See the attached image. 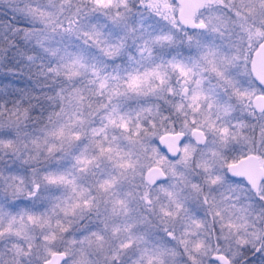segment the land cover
Wrapping results in <instances>:
<instances>
[{"label": "clouds", "instance_id": "obj_1", "mask_svg": "<svg viewBox=\"0 0 264 264\" xmlns=\"http://www.w3.org/2000/svg\"><path fill=\"white\" fill-rule=\"evenodd\" d=\"M87 2L90 4L91 0ZM132 2L129 0L131 8ZM213 2L221 10L227 9L224 15L230 21L232 39H239L243 46L251 32L258 43H264V0ZM61 3L64 9L60 8ZM66 9L67 0H59L54 12L32 8L13 26L12 38L0 41V51L4 53L0 71L28 73L46 83L43 93H33L35 99L41 100L39 104H26L27 94L8 107L0 104V111L13 117L18 114L20 121V131H13L17 143L0 152L31 164L22 194L6 184L0 189L5 204L28 202L27 207L22 205L11 213L12 217L0 227V241L5 242L0 250V264H36L37 260L38 264H47L53 250L64 253L59 257L61 264H82L81 248L87 253V264H224L218 259L220 256L229 264H245L243 249L248 246L254 249L250 255L255 251L264 255L258 242L264 237V190L254 186L261 180L257 184L234 175L229 168L233 160L249 156L264 159V110L250 102L259 96V102L264 103V81L243 71L230 50L224 51L217 62L221 74L208 65L206 75L190 71L181 76L171 67V57L165 63L146 64L139 69L141 75L159 70L161 76H152L142 94L123 97L125 103L134 102L138 110L151 107V117L162 96L169 110L155 115L157 120L195 121L203 128V137L191 138L182 151L160 159L153 157L151 166L159 171L152 179L147 178L148 168L137 163L134 155L124 156L121 164L127 161V167H118L114 176L99 179L91 186L88 177L96 157L82 167L77 156L70 170L55 171L52 162L60 159L62 146L68 140L75 145L86 141L87 147L92 138L106 130L129 137L124 129L114 128L109 118L117 100L113 89L137 74L129 71L119 79L109 76L79 50L55 43V36L76 35L72 30L75 17H69ZM53 17L62 25L54 23ZM200 23L205 27H194L190 34L216 32L211 22L201 19L197 24ZM9 59L19 69L2 67ZM76 70L77 74L72 75ZM201 76L216 81L229 108L217 111L203 92L204 99L198 101L200 107L193 104L192 97L201 93ZM105 77H109L108 86L102 89L100 84ZM209 110L215 112L212 119H208ZM93 118L100 123L89 127L95 122ZM60 130L63 136L53 134ZM132 136L138 137L139 142L151 137L152 120L146 119L139 128L134 124ZM53 175L63 176L64 180L53 182ZM16 181L20 182L18 178ZM106 181L111 185L107 186ZM80 192L84 193L83 198L77 195ZM72 205L76 206L74 210H61L62 206ZM41 213L52 216L50 225L29 219V214ZM10 221L14 227H10ZM145 249H163L167 254L163 259L148 257ZM17 250H22L18 257Z\"/></svg>", "mask_w": 264, "mask_h": 264}, {"label": "rangeland", "instance_id": "obj_2", "mask_svg": "<svg viewBox=\"0 0 264 264\" xmlns=\"http://www.w3.org/2000/svg\"><path fill=\"white\" fill-rule=\"evenodd\" d=\"M0 2L4 4L3 7L7 9V11L11 10L14 13L27 16L30 14L32 8H41L54 12L59 0H0ZM154 2L157 5L156 7L149 6V0H133L132 11L127 13L126 22L113 23L95 13L86 15L84 11L76 16V19L84 26H102L105 36L111 41V45L116 46L115 48L111 45L106 46L105 52H101L95 44H85L77 35L55 36L53 37V40L61 46H67L74 50H79L85 56H87V54L92 56L97 55L98 60L100 59V61H103L104 59H109L110 57L122 54L125 49H128L133 45H139L142 41H147V37L149 35L152 36V33L155 31L157 24L155 19L158 20L159 18L172 30V34L176 41L184 44L186 50H191L190 54L194 56L193 59H190L191 61L197 59L198 61L203 62L207 67L208 65L201 58L204 53H216L215 60L218 62L224 51L230 50L240 61L242 70L248 72L249 57L258 38L249 32L248 37L246 38V43L243 46L239 39H232L229 35L230 21H228V18L224 15V12H227V9L221 10L220 5L214 3L213 0H207V2L197 10L195 18L197 22L201 19L211 22L216 28V32L209 34L192 32L190 34V32H183L177 24L174 16L177 9L175 3L171 0H154ZM232 2L237 3L238 0H232ZM223 3L228 4V0H223ZM134 6L137 10H135ZM229 7H231V5H229ZM141 10H145L148 16H150L144 22H142V18L140 20L136 18V15ZM65 11L68 13V9ZM228 16H231L230 12L228 13ZM150 24H152L153 28L149 27ZM147 28L149 31H147ZM129 29L132 30L130 31ZM221 33H223V35H221ZM189 37H191V39H189ZM159 44L160 43L155 45L159 46ZM225 59H227V57H225ZM191 71H195V68L194 70L191 68ZM201 90L206 97L212 100L217 111L223 108L220 100L216 97L213 91L206 87ZM207 115H210V119H212L215 116V112L209 110ZM93 120L95 121V118H93ZM174 120L180 124L181 130L186 132L192 127H197L203 131L202 127L193 124V122L187 120L181 121L178 119ZM91 124L93 123H90L88 126L90 127ZM163 128L164 126L160 127V131H158V129L156 132H152L151 137H146L137 144L130 142L129 138L124 135H118L114 140H104L100 143H97L92 138V142L88 143L87 147H85L86 141L81 142L79 145H75L68 140L62 146L63 154L60 159L55 160L52 163L56 172H63L71 169L77 156L80 158L82 167L88 165L93 160V157H96L95 163L92 164L88 177V184L91 186L99 179L114 176L116 174V169L120 167L123 161L122 157L126 153L131 152L135 156L137 163L143 167L150 166L153 157L159 159L157 150L151 145V143H153V141L156 142L161 133L168 132ZM0 131H11L13 133V131L16 130L15 126L12 128L8 127L7 118L5 117L3 121H0ZM140 144H144L145 148H141ZM97 153L99 154L98 156ZM5 161H7V163H5ZM29 167H31L30 163H21L19 159H14L11 156L5 157L4 153L0 152V173H3L5 177L10 178L11 176H16L18 180L22 179L24 185H26L29 181ZM15 183H17V181H15ZM4 186L5 180L0 179V189L4 188ZM35 204L36 202H33V205ZM10 207L11 204H5L4 199L0 198V211L11 213ZM35 239L38 244V236L35 237ZM253 251L254 249L250 246L243 249L244 256L247 257L245 264H264V255H261L260 251H255L254 255H250ZM256 259H259L260 261L258 262ZM37 263L38 260L36 261V264Z\"/></svg>", "mask_w": 264, "mask_h": 264}, {"label": "snow or ice", "instance_id": "obj_3", "mask_svg": "<svg viewBox=\"0 0 264 264\" xmlns=\"http://www.w3.org/2000/svg\"><path fill=\"white\" fill-rule=\"evenodd\" d=\"M149 6L151 7H156L157 5L155 4L154 0H149ZM262 9H264V5L261 6ZM60 8L64 9L65 5L63 3L60 4ZM67 9H68V15L69 17H75V26L73 27V31L76 33L78 38H80L85 44H95L97 45L98 49L101 52H105V47L108 45H111V41L107 36H105L103 32V28L98 27L96 25H88L84 26L80 24V22L76 19V16L79 15L80 12L84 11L86 15L88 14H98L100 16H103L105 19H108L109 21L113 23H118V22H126L127 20V13L132 11V8L129 5V0H91V3L89 4L87 0H80L79 4H76L73 2V0H67ZM85 9H87L85 11ZM53 22L54 23H59L62 25V21L59 19L53 17ZM195 27L198 28H203L205 27L204 23H200L195 25ZM130 31L132 29H129ZM53 31H56L55 27L53 28ZM191 39V37H189ZM171 37L167 35H159L154 37V42L159 43V42H170ZM112 47H116L115 45H111ZM145 50H150L147 48V43H146V49ZM56 50H53L55 53ZM108 54V53H105ZM217 54L214 52H206L202 56V60L207 64L212 66L213 71H217L219 73V65L217 61L215 60V56ZM171 67L178 71L181 76H187L188 73L191 71V69L185 65L181 61H175L173 60L171 62ZM77 71H72V75H76ZM167 71V69H165ZM155 76L157 78H160L161 73L159 70H153L150 72H147L144 75H141L139 73V70H137L136 75L130 76L127 80H123L121 83H118L116 85V88L113 89L114 96L117 99L123 98L127 96L129 93H135V94H142L145 89L144 85L149 82V79ZM119 79V77H117ZM109 77H105L104 81L101 82L100 87L103 89L106 86H108L107 81ZM202 90L201 93H197L192 97L193 104L196 105V107H200L198 101L204 99V96L202 95ZM255 106L261 110H264V103H260L259 100L255 104ZM224 108H229L230 105H224ZM158 109V106H156ZM152 114V108L149 107L146 110L145 109H140L135 112V115H133L132 112L130 111H123L122 110V105L119 103H114L112 105V111L110 113V118H109V123L114 127H118L120 129H124L126 132L129 133V140L133 144L139 143V139L133 138L132 136V126L135 124L137 128H139L143 122L149 118V116ZM159 112L157 111L155 115H158ZM155 115H152V123L154 124V119ZM7 118V123L8 127L12 128L15 126L16 132L20 131V121L17 117H13L12 115H6L4 111H0V121H3ZM208 119H210V115L208 116ZM195 124V121L193 122ZM223 131H227L226 129H223ZM54 135H60L63 136V130H60L58 132L53 133ZM202 137H199L198 139H201ZM6 141V144H5ZM17 143V138L13 135L11 131H0V149H3L5 147H10L13 146ZM173 153H178L176 149L170 148ZM155 151V150H154ZM127 155L128 157H131L133 154L131 152L124 154V156ZM185 155H188L187 148L185 147ZM122 157V159L124 158ZM121 167H127L128 163L125 161L123 164L120 165ZM229 168L232 169V165H229ZM233 174L239 177H244L241 171L233 169ZM0 179L5 180V184L7 188L12 189L17 192V194H22L27 185H24L23 180L20 179L19 183H15L17 178H14L13 176L5 177L3 173H0ZM53 182H60L64 180L63 176L56 177L53 175L50 178ZM152 179V178H149ZM108 186L111 185V182L106 181L105 182ZM254 186L260 187L262 190H264V179H261L260 184L256 185L254 183ZM38 187V186H37ZM29 195H31L29 193ZM79 197L83 198L84 193L80 192L77 194ZM87 200H85V204L87 205ZM75 205L72 206H62L61 210L64 211L65 213L69 212L70 210L75 209ZM56 209H53V212H55ZM12 217L11 213H6L4 211H0V227L3 226V223L6 219H9ZM14 219V218H13ZM29 219L32 220L34 223H42V224H51L52 221V216L47 214V213H41L38 215L34 214H29ZM10 227H14V224L10 221ZM55 237L53 236V239ZM48 240V236H45V241ZM260 246L261 249L264 250V237L260 238ZM46 250L49 249V246L45 244ZM22 250H17L16 256L18 257L20 255ZM81 252L84 253V259L82 261V264H87V253L86 251L81 248ZM145 253L147 254L148 257H157L159 259H163V257L167 254L166 250L163 249H157V250H148L145 249ZM63 252H58V251H51V256L50 258L47 259V264H61L59 257L63 256ZM47 258V257H46ZM219 260L223 261L224 264H229V261L224 257L220 256L218 257ZM17 264L19 262L17 261Z\"/></svg>", "mask_w": 264, "mask_h": 264}, {"label": "trees", "instance_id": "obj_4", "mask_svg": "<svg viewBox=\"0 0 264 264\" xmlns=\"http://www.w3.org/2000/svg\"><path fill=\"white\" fill-rule=\"evenodd\" d=\"M76 3V0H74ZM133 4V2H132ZM4 4L0 2V41H4L6 38L11 39L10 33L13 31V26L17 25V22L21 16L17 13L10 11H7L3 7ZM135 10L136 7L134 6ZM145 9V8H144ZM148 17V14L145 10L139 11V13L136 15V18L139 20L142 18V22H144ZM157 22L155 31L152 33V36L147 37V41H142L139 45H133L128 49H125L124 52L120 55L110 57L109 59H104L103 61L98 60V56H92L87 54V58L90 63L94 64L102 73H105L109 76H116L120 77L122 74H127L129 71H137L140 68L144 67L146 64H152V63H165L166 59L168 57H171L172 60L175 61H181L185 65L189 66L190 59L194 58L192 54H190V51L185 49L184 44L181 42L178 43L176 39L174 38V35L172 34V30L166 26L162 20L158 18L155 19ZM154 23V22H153ZM152 23V24H153ZM152 24L149 25V27H152ZM147 31L148 28H147ZM153 32V31H151ZM159 35H167L171 37L170 42H154V37ZM146 43L147 48L146 49ZM156 44V45H155ZM139 53V54H138ZM4 53L0 51V57H2ZM9 55H11L9 53ZM39 64L40 62L37 61ZM5 69L7 68H16L19 69V65L15 64L13 60L9 59L7 65H3ZM194 75L199 74V72L191 71ZM202 81L205 79L204 77H201ZM46 83L42 79H36V77L31 76L28 73H20V72H7L0 71V104H4V107H8L9 105L15 103V100L17 98H20L22 96H25L24 102L27 103H41V100H37L33 97V93H37V90H39L40 93L44 92ZM7 102V103H5ZM115 103H119L122 105L123 111H130L135 115V112L138 111V106L134 107V102L125 103L123 98L117 99ZM158 105V109L156 110L158 112H166L168 111V104L165 102L164 98L161 96L157 99L156 107ZM149 119H153L152 117H149ZM99 121L95 120L93 124L90 125V127H96L99 125ZM164 126V130L168 132H175L177 130H181L180 124L174 120V118H170L167 120H157L154 119V124L152 123V132H156L160 127ZM160 131V129L158 130ZM118 135L123 134H117L115 132L111 131H105L100 136H96L93 139L100 143L104 140H114L118 137ZM153 145L158 153L159 159L162 157H165L164 153L158 148L157 143L153 141L151 143ZM28 206V202L26 200H20L16 204H11V213L17 212L18 209L21 206ZM258 262L259 259H256ZM252 262V260H251Z\"/></svg>", "mask_w": 264, "mask_h": 264}, {"label": "flooded vegetation", "instance_id": "obj_5", "mask_svg": "<svg viewBox=\"0 0 264 264\" xmlns=\"http://www.w3.org/2000/svg\"><path fill=\"white\" fill-rule=\"evenodd\" d=\"M171 1L173 3H175L177 6V9H176L174 16H175V19L177 21L178 26L180 27V29H182L183 32H189V30L193 29L195 27V25H197L198 22L196 21L195 14H196L197 10L200 9L207 2V0H203L202 2H200V0H186L185 5L188 6L189 8H191V10L189 12L188 19L186 21L187 22L191 21L192 25H188L187 23L184 24L181 21L180 15H181V9H182L183 4L179 0H171ZM263 53H264V43H258V40H257L256 44L252 48V51H251V54L249 57L248 72L246 71L247 74L255 77L257 80H260V81H264V58L262 57ZM189 61H190V63H189L190 69L192 68L194 70V68H195V70L197 72H199V74L205 73V75H206V72H205L206 65L203 62H200L197 59H195L194 61H191V60H189ZM195 61H197V62H195ZM201 77H204V76H201ZM204 87H206L207 89H210L211 91H213V93H215L216 97H218V99L220 100L222 106L226 105L225 104L226 97L224 96L221 89L219 87H217V84L215 81H211L210 79H204L202 81L201 89ZM250 102L252 103V100ZM192 130H199V131H201V133L203 135V131L197 127H192L187 132L184 130L175 131V132L182 133V135H183L179 144H178L179 151H182L185 144L187 143V141L190 140L191 138H193L190 135V132ZM170 133H172V132H170ZM156 143H157V140H156ZM157 146H158V144H157ZM158 148H159V146H158ZM159 149L164 153L165 156H167L161 148H159ZM256 157L258 159L260 166L263 169V179H264V164H263L264 159H261L258 156H256ZM235 161H237V160H233V161H231V163L235 162ZM4 244H5L4 241H0V250H3ZM9 246H10V244H9Z\"/></svg>", "mask_w": 264, "mask_h": 264}, {"label": "water", "instance_id": "obj_6", "mask_svg": "<svg viewBox=\"0 0 264 264\" xmlns=\"http://www.w3.org/2000/svg\"><path fill=\"white\" fill-rule=\"evenodd\" d=\"M183 6L181 9V21L184 24L192 25V22L189 21L187 22L186 20L188 19L189 12L191 8L186 6V0H179ZM203 0H200L202 2ZM190 4V3H189ZM262 57L264 58V53L262 54ZM259 100V96H255L252 100L253 104H256ZM190 135L193 138L198 139L199 137H203L201 131L199 130H192L190 132ZM182 133L179 132H165L162 133L158 136L157 138V144L159 148H161L167 156L173 154V151L170 150V148H175L176 151L179 152V147L178 144L182 138ZM199 140V139H198ZM232 165L231 171L233 172V169L239 170L242 172L244 177L248 179L249 181L258 182L263 179V169L260 166L258 159L256 156H249L247 159H238L235 162L230 163ZM148 168V173H147V178H153L155 173L159 171L158 168L152 167L151 165L147 167Z\"/></svg>", "mask_w": 264, "mask_h": 264}]
</instances>
